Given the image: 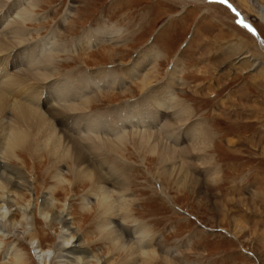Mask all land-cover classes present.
Here are the masks:
<instances>
[{"label": "rangeland", "instance_id": "obj_1", "mask_svg": "<svg viewBox=\"0 0 264 264\" xmlns=\"http://www.w3.org/2000/svg\"><path fill=\"white\" fill-rule=\"evenodd\" d=\"M19 12L27 20L17 45L8 25ZM106 26L123 38L97 44L90 34ZM0 33L15 50L39 41L51 44L48 51L66 48L70 54L58 52L51 65L54 84L99 71L117 78L141 53H156L133 80L120 76L121 87L103 88L110 94L95 99L89 89L73 100L90 97L83 105L90 114L123 124L126 110L149 102L150 93L138 85L154 68L152 89L169 85L191 111L187 124L161 108L153 125L127 127L120 153L85 142L86 136H112L78 129L77 114L74 122L60 124L67 135L82 138L72 140L62 162L29 149L7 157L1 149L0 160L22 188L0 180V264H141L154 252L150 264H264V0H1ZM87 35L90 51L73 53ZM175 61L181 73L172 81ZM69 101L55 106L49 98L42 108L64 111ZM199 124L211 134L204 149L186 135ZM140 133L156 138L148 145ZM159 143L174 156L159 157V148L153 149ZM89 163L102 174L100 181L86 176ZM104 198L112 201L114 217L98 209ZM52 212H64L69 228L53 222ZM141 226L145 255L137 243ZM76 245L80 252L66 251ZM131 245L135 254L128 257Z\"/></svg>", "mask_w": 264, "mask_h": 264}, {"label": "bare ground", "instance_id": "obj_2", "mask_svg": "<svg viewBox=\"0 0 264 264\" xmlns=\"http://www.w3.org/2000/svg\"><path fill=\"white\" fill-rule=\"evenodd\" d=\"M238 11H236V13H238ZM24 15L25 14L23 12H19L13 22L8 25L9 28L11 27V33L15 35L14 38L16 40L12 42L13 44L17 42L18 45L21 43V41L23 42L21 38L22 34L24 33V30H22V24L27 20ZM243 20H245L242 22L243 25L256 36V30L249 25L250 23L246 19L243 18ZM106 27L100 30H93L92 34H90L95 40L98 41L97 44L104 41H112V39L117 36L118 38H123V34H120V31H118L119 29L117 30L116 27ZM7 39L8 37H6V35H0V150L2 149V152L5 153L7 157H13L15 155L18 156L23 149H29L34 151L36 154L46 153L55 160H60V162H62V160H65L67 154H69L70 152L69 145L71 144L72 140L79 144V142H81L80 139H82L81 137H71L67 135L62 130V127H60L61 123L66 124L74 122L76 119V114L80 119V121L77 120L78 129H85L84 131L86 134L88 133V131L98 132V134L102 131H105L107 132V134H110L112 136V139L111 137H108L109 135L107 136V138L100 137L101 139L90 138V136H86L83 138H88L85 139V142H97L96 145H99V147H102L103 149L111 153H120V150L122 149L120 144H123L122 141L124 140V138L122 139V136L124 135L123 132H125V129L127 127H143L150 123L153 125L154 123L158 122L161 108L171 111L170 113H172L171 115L176 118V121L184 122L185 124H187V121L191 115L189 107L177 97H175L171 88H167L169 85H166V87L160 86V88L158 89H152V80L156 77L155 73L157 72L155 68L149 70L148 73L143 74V78L142 80H140L138 85L139 91L142 90L143 92L147 91V93H150V97L147 98V101H149L150 103H141L138 105L135 103L136 106L134 105V107H130L123 113V124H116L111 119L88 113L83 105H86V100H88L89 102V100L91 99L90 97H88V99L84 98L86 100L81 99L83 102L80 100L81 102L78 104L74 103L73 100H75L77 97H83L84 93H86L89 89L93 90V98L95 99L100 98L101 94H110L108 90H112L115 83L119 84L120 76H122L123 79L130 78L131 80H133L131 77H134L135 73L140 72L143 64H146L145 61L147 63L153 62L158 58L156 53L152 51L143 52L137 56L133 63L124 65L121 74L117 77L118 79L114 74L109 75L104 71H99L97 73L90 72L89 74H86L85 76L77 80H74L72 77H64L63 79H60L58 81L59 83L56 82V85V83H52L51 76L54 75L55 72L51 71V65L56 54L58 56L60 53L67 54L68 51L66 48H63L60 51L56 50L57 52H54L53 49H51V51H48L50 50L51 44L48 45L44 41H39L37 42V45H32L30 43L31 46H26L27 48H25V50H15L14 48H16V46L12 45V43L8 41L9 39ZM259 40V43L264 48L263 40ZM92 43L93 42L91 36H84L77 44L78 47H81V51H79V49H74L72 51L74 53L77 50V55L79 56H81L82 54H87L88 50L91 48L90 45H92ZM68 53L70 54V52ZM16 64H25L23 65L25 66V68L17 72H14L13 69L12 71L14 73L10 74L9 71H11L12 67ZM168 73L170 74L169 80L174 81L175 78L179 77L178 75L181 72L177 61L174 62L171 71H169ZM122 84L123 83L119 84L120 87L122 86ZM101 88L102 90L99 91ZM103 88H106L108 90H103ZM49 98H52L53 101L55 100L57 102L55 106L61 105V102H70L69 100H72L73 103H65L66 105H63V107L66 109L64 111L69 110L76 113H73V115L68 111L64 112L63 110H61L62 108L60 109L61 111L56 112L55 106L50 108L48 107L49 109L44 110V108L42 107H45ZM166 127L168 126H162L161 130L165 129ZM66 128L70 129L71 127L68 126ZM172 131H174V129ZM186 135L189 139H191L192 143L195 144V148L201 147L199 149H204L205 147L209 146L211 134L205 127V125L199 124L197 127L191 128L189 126L187 128ZM140 136L141 141L146 144L148 143V145L150 144V139L153 140V137L156 138V135L154 133H140ZM163 147H160L159 143L158 147L153 148L154 150H158L159 148L157 152L159 154V157L164 158L167 155L174 156V152L167 150L166 147L164 149ZM71 149H73V147H71ZM85 163L87 162L85 161ZM85 168V170L87 171L86 176H89V179L92 182L99 180L102 176V174L99 173L98 169H96L97 167L93 164L89 163ZM7 171L8 170L5 168L3 162L0 160V180H2L7 187L10 186V188H22L21 184L19 183L20 180H16L15 177L11 178V175H9ZM91 171H93L94 173H91ZM57 183H60V180H58ZM3 202H5L4 198L0 197V203ZM111 202H109L107 198H104L103 200H100L98 204V209L101 210L103 214L107 213L108 217H114L113 213L115 210ZM46 206L47 205L45 204L44 209L47 208ZM52 213L53 222H55L56 220H60L64 227H68L69 219H66L64 217V212H60L58 214H56L55 212ZM139 228L140 229L138 234L140 235V239H138L137 241L139 245L138 250L141 249L142 255H145L147 253L146 251H144L145 249L143 250L142 247H144L143 240L145 238L144 235L146 230L143 226ZM234 234L239 238L238 232L235 231ZM78 239L75 242H77ZM133 248L134 247L132 246L130 247V250H125L126 252H128L126 256L132 257L133 254H135ZM68 250L70 251V253H73V251L75 250H79L80 252V247L78 245L74 247H66V251ZM155 257V252L153 255H147L146 258H142L143 260L141 264H150L155 259ZM133 261L135 262V260ZM134 262H132V264Z\"/></svg>", "mask_w": 264, "mask_h": 264}]
</instances>
